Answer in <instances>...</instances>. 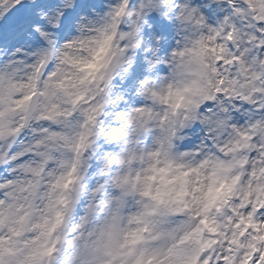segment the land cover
Segmentation results:
<instances>
[{
    "label": "clouds",
    "instance_id": "1",
    "mask_svg": "<svg viewBox=\"0 0 264 264\" xmlns=\"http://www.w3.org/2000/svg\"><path fill=\"white\" fill-rule=\"evenodd\" d=\"M0 264H264V0H0Z\"/></svg>",
    "mask_w": 264,
    "mask_h": 264
}]
</instances>
